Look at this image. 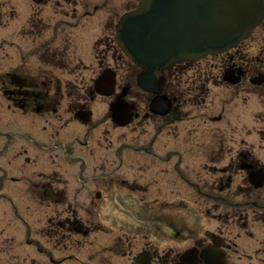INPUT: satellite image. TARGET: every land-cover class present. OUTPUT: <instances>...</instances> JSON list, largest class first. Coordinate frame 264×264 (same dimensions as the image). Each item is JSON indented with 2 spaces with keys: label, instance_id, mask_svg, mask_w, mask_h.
I'll use <instances>...</instances> for the list:
<instances>
[{
  "label": "flooded vegetation",
  "instance_id": "af4514ba",
  "mask_svg": "<svg viewBox=\"0 0 264 264\" xmlns=\"http://www.w3.org/2000/svg\"><path fill=\"white\" fill-rule=\"evenodd\" d=\"M31 2L25 8V0L23 12L18 13L16 0H0L5 36L17 34L24 43L12 61L8 57L0 62V156L7 151L0 157V181H29L32 185L23 186L22 195L43 198L45 187L54 196L48 205L46 230H51L55 246L71 248L80 243L74 232L78 222L85 230L84 238H89L87 245H98L82 260L72 254L49 255L47 260L51 264H178L187 258L190 264H218L220 248L225 251L222 264H264V84L249 82L259 71L257 64H238L231 58L229 67L243 71L235 85L219 80L204 88L194 79L190 86L187 80L181 86L182 110L173 121L180 124L182 180L192 187L193 205L167 206L162 216L149 208L150 215H144L148 221H123L107 215L110 221H98L93 213L78 215L65 192L56 190L61 175L58 152L43 157L15 138L10 143V130L21 128L39 146L57 147L67 125L87 127L89 122L77 119L76 113L100 100L91 93L95 77L108 66L117 76L123 65L112 33L118 12H109L107 0ZM213 86L226 88L221 100H216ZM251 99L260 107L254 116L257 125L229 113L232 102L245 107ZM136 110L137 120L149 117ZM97 114L98 123H104L105 114ZM89 132L85 137H90ZM89 153L93 175L105 171L97 150L91 148ZM261 180L260 185L253 184ZM22 258L19 264H47L43 257Z\"/></svg>",
  "mask_w": 264,
  "mask_h": 264
},
{
  "label": "rangeland",
  "instance_id": "374dc122",
  "mask_svg": "<svg viewBox=\"0 0 264 264\" xmlns=\"http://www.w3.org/2000/svg\"><path fill=\"white\" fill-rule=\"evenodd\" d=\"M4 30L3 22H0V32ZM257 34L254 36H251L244 46H253L258 45V47L261 46V52H264V26H259L256 28ZM3 35L0 34V38ZM257 48V46H256ZM16 49V48H12ZM0 62H5V60H1ZM134 82V80H133ZM132 82V84H133ZM135 87V84H133ZM163 120L161 118L155 117L152 119H149L148 122L144 121L143 123L135 121L134 123H131L130 126L127 128L122 129H116L113 126L109 124V122H106L107 130L104 134V140L102 142V146L99 150L100 153H104L106 157L110 156V150L113 151L114 147L118 145V143H126L128 145L132 144L135 150L136 148H144L145 150L143 152L132 153L130 155L126 152V149L128 150V146L124 148V164L123 170L119 172L117 175H122L125 177V179H131L136 183H141L143 185H148V183H151V180L159 174L161 168L163 169V174L168 176L165 182L160 181L157 183V190H159V193L154 196L161 197L163 195V189H168L166 184L170 185V182H168V179L171 176V171H173L175 174L180 173V169H177V167L174 165L172 166L171 161L169 163H155L156 159H162L161 157H155L153 154L155 153H164L165 147L167 144L168 139L171 137L173 140H180L179 139V130L176 129V131L173 130H164L161 129V133L158 135L156 134L160 129L159 127H162L164 125ZM76 129H65L63 133L64 141L67 143L72 136L77 135L75 133ZM169 131L170 133L165 134L164 132ZM83 131H79L81 134ZM80 138L83 139L81 135H78ZM175 143V141L173 142ZM90 145V143H89ZM106 147V148H105ZM172 148H177V146H173ZM130 150H128L129 152ZM87 152V146H84V144H78L74 143V154L78 156L84 155V153ZM131 152V151H130ZM156 158V159H155ZM170 159H177L176 156H171ZM136 162V163H135ZM107 168H110L111 161L110 159L105 160ZM58 170L61 175H59L60 181L55 183L56 189L67 187V193L69 200H74L73 197H75V207L78 211V215H87L89 211H92L94 215L96 216V219L99 220L101 217V212L98 211L101 209V205L103 206L104 200L96 199L93 200V196L96 190H100L102 193L109 192H115L117 190H123V188L118 187L119 183H105L107 189L105 186L101 184V182L97 181H90L88 183H80L76 184L74 180V175L79 171L80 164L77 163L74 166L66 164L62 159L58 161ZM140 166H137V165ZM91 165H93L91 163ZM92 168V167H91ZM91 168L89 169L91 171ZM85 173V172H84ZM115 173V172H114ZM113 173V175H114ZM111 177V176H110ZM1 182V181H0ZM79 182V181H78ZM24 185L27 189L30 188V185H32V182H23L19 184L16 183H10L9 185H6L4 188L0 189V264H19L21 260H23V256H28V258L34 257L36 258L37 254L34 252L35 243H37L36 240L33 238H38L44 247L47 249H51L54 251V253L62 254L66 253V250H58L54 247L53 241H52V235L51 230L50 233L47 232L46 229H44L47 225L46 217L49 215L48 213V204L47 203H39L38 201L34 200L35 198L30 197H21L18 195V193L21 192V186ZM78 187L76 188L75 187ZM152 186L149 184V189ZM174 188L175 185H174ZM190 186L186 185V190L188 191L189 198H193L194 193L191 191ZM80 190L79 193H76L75 191ZM148 190L145 192H142V196L140 199L142 201H146L150 198L148 194ZM10 192L17 196L14 199V202L21 208L22 210H25V213L27 215V218L29 220V225L27 227L24 225V223L20 222L17 218L18 215L14 217V209L13 206L9 203V198H5L1 192ZM77 195H76V194ZM166 193V192H164ZM139 194V193H138ZM7 203V204H6ZM126 203L131 207H136L134 210H142L141 206H135V204L131 200H127ZM47 206V208H46ZM109 208H116L113 202V199L108 204ZM138 217H140L139 214H137ZM206 215L203 213V217ZM129 220H137L136 214L133 215V218ZM30 226V232L27 235V229ZM36 234V235H35ZM24 238H31L33 239L32 242H34L32 245H24L23 239ZM87 242V240H86ZM84 243L80 244L83 245ZM82 248H77L75 246L74 252L78 251L81 254L85 253L84 250L85 247L81 246ZM6 250V251H5ZM6 252V256L4 254ZM11 254V255H9Z\"/></svg>",
  "mask_w": 264,
  "mask_h": 264
},
{
  "label": "water",
  "instance_id": "95a60500",
  "mask_svg": "<svg viewBox=\"0 0 264 264\" xmlns=\"http://www.w3.org/2000/svg\"><path fill=\"white\" fill-rule=\"evenodd\" d=\"M146 0H143L142 4H144ZM187 1L184 3L186 4ZM192 8H186L183 12L177 11V20L181 18L188 17L186 20V29L191 30L193 28V24L198 28V30L205 28L202 32H215V30H219V28L214 27L216 16H220L226 14L232 10H234L235 16H241L244 18V24L241 26L235 27L236 30L240 28V31H243L240 35L236 34L235 40L244 35L246 31L250 29V27L256 23V21L262 15V11L264 10V0H192L191 3ZM262 5V6H261ZM150 13L146 8L142 9L135 15L128 17L125 19L124 26L128 25L133 28V39L136 43L135 47L132 49L133 53L131 54L134 59L140 60L141 62L145 60L144 58L146 54H153L151 49H148L150 46V42L153 39V35H151L152 31L155 35L156 32L161 28V23L164 20H160L159 22L155 21L152 16H149ZM136 18V19H133ZM220 17L218 21L221 19ZM242 20V19H241ZM243 22V20H242ZM204 24L205 27H200V24ZM241 23V22H240ZM231 27V24H229ZM235 26V25H234ZM245 28V29H244ZM151 30V33L149 32ZM127 28L124 27V32H127ZM184 30L181 31V36L177 38H173L172 42L174 44H181L185 40L184 38ZM189 38L186 36V39ZM227 39V38H224ZM234 40V41H235ZM233 38L227 39L222 42V46H226L234 43ZM198 50L193 51V56L198 54ZM196 53V54H195ZM165 61V60H164ZM172 60L170 59L169 62ZM148 73L153 71H157V66H154L148 69Z\"/></svg>",
  "mask_w": 264,
  "mask_h": 264
}]
</instances>
